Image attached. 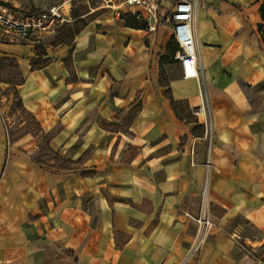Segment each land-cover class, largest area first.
Listing matches in <instances>:
<instances>
[{
  "label": "crops",
  "instance_id": "obj_1",
  "mask_svg": "<svg viewBox=\"0 0 264 264\" xmlns=\"http://www.w3.org/2000/svg\"><path fill=\"white\" fill-rule=\"evenodd\" d=\"M99 1L42 38L0 37V264H181L197 234L184 213H199L205 187L215 227L186 264H264L263 1L200 0L199 77L175 58L169 87L170 26L151 31L135 8ZM12 88L41 135L10 141L24 125ZM47 135L70 169L36 163Z\"/></svg>",
  "mask_w": 264,
  "mask_h": 264
},
{
  "label": "built area",
  "instance_id": "obj_2",
  "mask_svg": "<svg viewBox=\"0 0 264 264\" xmlns=\"http://www.w3.org/2000/svg\"><path fill=\"white\" fill-rule=\"evenodd\" d=\"M127 5L135 8L136 15L148 23V28L155 31L158 27L169 25L172 40L178 46L175 58L181 62L184 77L198 78V50L196 37L197 12L200 0H168L169 7L161 5L162 0H109L113 5ZM76 0H59V3L46 11H30L16 14L5 6L0 7V37L9 40H31L55 33L64 25L72 22L71 13ZM9 120L6 127L9 130ZM208 188L202 195L201 208L197 215L184 213L185 217L197 225V234L189 249L187 259L199 256L207 234L215 227L209 209Z\"/></svg>",
  "mask_w": 264,
  "mask_h": 264
},
{
  "label": "trees",
  "instance_id": "obj_3",
  "mask_svg": "<svg viewBox=\"0 0 264 264\" xmlns=\"http://www.w3.org/2000/svg\"><path fill=\"white\" fill-rule=\"evenodd\" d=\"M262 5L260 7V15L262 19V23L259 25V31L262 35L263 42H264V0H262ZM7 6V5H5ZM9 8V7H8ZM85 13L81 14H73L74 18H77L81 15H84ZM124 19H128L126 15L123 16ZM142 26V25H141ZM83 27V24L81 27H79L77 30H74L73 28H66L64 31L61 33L59 41L63 42L64 40H67L70 36H74L77 34ZM142 27H147V24L143 25ZM172 43L175 44V42L171 41L168 45V52L164 58H162V66H161V76H160V82L162 86L169 87L170 84L167 81V74L164 69V64L165 63H173L175 61V55L176 52L178 51V46L176 45L177 49L173 47ZM38 62H34L32 65L33 69L38 68ZM13 92L14 94V103L12 106L13 112H19L20 115L24 119V125L21 129H19L15 134H12L10 136V141L13 143L17 141L18 139L28 135V134H33L34 136H39L42 134V128L40 126L39 121L24 107L23 102L21 97L19 96L18 92L12 88L9 89V93ZM166 95L168 98L171 100L172 106L178 116L181 119H185L187 121H190V117L188 116L187 113L184 111L188 109V107H183L182 103H178L174 101L170 89L166 92ZM186 104V103H185ZM181 105V106H180ZM179 107V108H178ZM194 120V119H193ZM196 122V120L192 121ZM52 135H47L43 137L42 142L40 143V151L38 156H36L35 161L38 164L42 165H47L49 161H54L53 166L59 167V168H64V169H70L72 162L70 160L64 159L60 157L56 152H54L50 148V140H51Z\"/></svg>",
  "mask_w": 264,
  "mask_h": 264
},
{
  "label": "rangeland",
  "instance_id": "obj_4",
  "mask_svg": "<svg viewBox=\"0 0 264 264\" xmlns=\"http://www.w3.org/2000/svg\"><path fill=\"white\" fill-rule=\"evenodd\" d=\"M90 2V7L92 8H96L101 6V1L99 0H89ZM90 7L87 5L86 0H76L75 4H74V8H73V14H81V13H86L88 11H90ZM86 20H82L79 21L77 23H73L71 25L73 26L74 30H77L79 27L82 26V23H85ZM173 47L177 49L176 45L174 43H172Z\"/></svg>",
  "mask_w": 264,
  "mask_h": 264
},
{
  "label": "water",
  "instance_id": "obj_5",
  "mask_svg": "<svg viewBox=\"0 0 264 264\" xmlns=\"http://www.w3.org/2000/svg\"><path fill=\"white\" fill-rule=\"evenodd\" d=\"M194 112H198V110H197V109H195V110H194Z\"/></svg>",
  "mask_w": 264,
  "mask_h": 264
}]
</instances>
